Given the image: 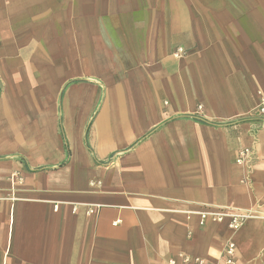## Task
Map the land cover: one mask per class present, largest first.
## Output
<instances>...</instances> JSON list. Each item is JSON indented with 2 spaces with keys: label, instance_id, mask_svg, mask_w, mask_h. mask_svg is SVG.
<instances>
[{
  "label": "crops",
  "instance_id": "obj_1",
  "mask_svg": "<svg viewBox=\"0 0 264 264\" xmlns=\"http://www.w3.org/2000/svg\"><path fill=\"white\" fill-rule=\"evenodd\" d=\"M262 102L264 0H0V264H264Z\"/></svg>",
  "mask_w": 264,
  "mask_h": 264
},
{
  "label": "built area",
  "instance_id": "obj_2",
  "mask_svg": "<svg viewBox=\"0 0 264 264\" xmlns=\"http://www.w3.org/2000/svg\"><path fill=\"white\" fill-rule=\"evenodd\" d=\"M183 51L182 48H179L178 50ZM178 55V53H177ZM199 109H202V105H199ZM259 113L264 114V102H262L257 108H255ZM254 148L252 146H243L239 149L236 162L241 165H249L252 163L254 158ZM13 177L19 182H23L22 176H20L19 173L15 172L13 174ZM89 212H93V208L89 209ZM200 214V223L204 224L207 219H213L218 222H223L224 220H227L229 228L236 230L239 229L243 223L253 215V213L250 212H244V211H237L231 208H218L215 210H203L199 212ZM237 248L236 243L233 240H229L225 247L223 252L221 253L220 258L217 262L213 264H236L237 258H236ZM178 260H181L184 264H210L207 263L206 260L203 257L200 256H190L185 253H181L178 255V257H171L168 259V261L165 264H179Z\"/></svg>",
  "mask_w": 264,
  "mask_h": 264
}]
</instances>
